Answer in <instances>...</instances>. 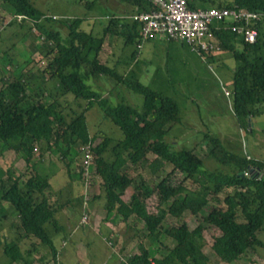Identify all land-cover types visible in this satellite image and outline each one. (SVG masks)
I'll use <instances>...</instances> for the list:
<instances>
[{
    "label": "trees",
    "instance_id": "trees-1",
    "mask_svg": "<svg viewBox=\"0 0 264 264\" xmlns=\"http://www.w3.org/2000/svg\"><path fill=\"white\" fill-rule=\"evenodd\" d=\"M121 2L131 10L149 9V3L145 0ZM197 5L202 8L238 7L264 14V0L189 1L190 8H198ZM0 6L12 15V20H15V15H23L25 18L18 25H26L27 30L34 28L36 37H41V44L47 48L46 64L41 71L31 72L28 69L24 72L17 66L10 79H0L1 148L3 151H13L27 164L35 151L38 153V160L32 166L35 174L26 181V189L19 186L17 178L12 179L7 174L8 187H3L0 197V203H9L17 212L20 236L26 238L30 245V248L22 250L18 240L4 243L0 240L3 254L10 261L30 264L32 257L39 255L41 244L50 247L56 259L53 238L45 227L46 223L56 221V211L60 208L50 182L53 172L37 171L44 167L42 158L55 156L58 163L65 165L70 177L82 180L81 167L73 176L70 174L72 162L68 157L73 146L88 141L92 144L94 175L100 179L107 213L117 207V214L122 220L142 222L151 234H158L159 227L167 219L175 220V223L164 227L174 241L165 254L152 258L151 251L141 246L139 253L127 259L129 264H207L208 257L202 250V230L206 227L220 231L214 236L211 249L221 260L239 259L246 248H264L256 235L264 224V161L228 152L218 138L205 134L203 139L208 156L228 167L231 172L223 174L202 170L203 161L194 151H175L165 140L168 134L166 126L178 122V102L139 80L123 78L115 68L99 62L98 55L106 37L120 35L124 43L133 40L137 43L140 41L139 24L122 14H113L102 25L101 34L95 35L91 29L82 27V18L58 21V18L40 11L30 0H0ZM53 21L65 25V36L50 27ZM254 27L257 38L253 44L239 39V35L231 29H212L220 47L230 52L238 64L233 76L232 95L233 109L239 119L257 115V107L264 105V16ZM239 43L240 47L237 45ZM14 56L17 58V55ZM9 57L13 58L9 55L3 60L5 66L12 64ZM25 62L29 63V59L26 58ZM44 73L53 80L60 96L71 95L76 100L82 99L86 101L85 108L78 114L72 112L67 116L64 105L58 99L44 102L45 87L31 82L39 74L42 75L41 80L45 81ZM102 76L142 94V110L125 103L109 105L89 83ZM93 104H97L119 127L123 133L122 139L103 136L99 141L93 140L84 118V112ZM149 156L154 157L151 164L154 174L167 165L171 166L155 188L158 194L157 212L147 210L146 199L153 191L146 184L144 175H137L136 181L128 175L129 167L147 161ZM52 162L55 164V161ZM188 181L207 192L213 203L202 222L192 229L188 226V220L201 213L208 203L201 192L182 193ZM133 184L134 191L124 201L123 194ZM25 253L31 255V260L25 258ZM47 262L41 260L43 264Z\"/></svg>",
    "mask_w": 264,
    "mask_h": 264
},
{
    "label": "rangeland",
    "instance_id": "rangeland-1",
    "mask_svg": "<svg viewBox=\"0 0 264 264\" xmlns=\"http://www.w3.org/2000/svg\"><path fill=\"white\" fill-rule=\"evenodd\" d=\"M30 1L46 15L58 18V21H70L77 17L82 18V27L87 30L93 29L95 35H97L99 23L104 25L108 17L117 11L120 3L119 0ZM198 6L200 7V5L196 7ZM119 14H123V12ZM12 18V15L0 6V25H2L0 27V75H4L3 77L6 80L11 77L6 70L7 64L5 66V62H3L5 57L10 55L15 58L14 55H17V58L23 59L21 63L24 72H27L28 69L31 72L41 71L47 59V48L42 52L41 49H36L33 46L36 42L38 44L42 43V38L37 39L36 37L37 31L34 28L27 30L26 25L20 27ZM58 21L51 22V25L62 36H65L67 33L66 27ZM211 25L215 26L218 23L213 22ZM21 38H24V41L21 42L24 45L20 46L19 39ZM152 40L154 41L145 42L143 44L144 48H139L134 41L124 43L120 37H110L102 45L99 59L101 62H105L108 67L115 68L123 78L139 80L178 102V122H172L166 126L168 134L165 136V140L172 145L173 149L175 151H179V149L194 151L202 159V170L204 171L230 173L228 167L222 166L213 157L208 156L203 136L209 134L218 138L228 152L239 157L264 161V105L257 107L259 111L257 115L239 119L233 109V95L226 96L224 93L225 90H228L233 94V76L238 65L236 60L228 54L229 52L225 51L228 57H222L221 60L219 56L211 59L208 52L197 53L194 50L192 51L191 47L185 42L169 41L163 36H158ZM13 42H15L14 45H12ZM26 45H30L32 50L28 64L24 62L26 58H29V49L25 50L23 48ZM225 52L222 48L221 53L225 54ZM46 75L47 73H44V76ZM89 83H92L94 89L101 94L102 98L107 100L109 105L125 103L137 110H142L143 95L126 88L122 84H116L110 77L102 76L100 79L90 80ZM60 102L64 105V113H67V116L72 115V112L75 114L80 113L86 105V101L76 100L71 95L60 99ZM84 118L89 135L93 137L94 141L101 140L103 136L114 140L123 138V133L119 127L103 113L97 104H93L84 112ZM80 148L81 145L73 146L68 157V160L72 162L70 171L72 176L73 173L78 172L77 170L82 165L83 158ZM35 155L33 161H37L38 153ZM52 158L47 159L45 156L44 167L37 172H51L52 170L56 175L50 181L58 189L57 199L61 202L68 199L75 201L78 195L74 191L79 192L81 189L82 199L80 198L78 202L84 208L82 213H86L89 220L92 217L97 222L102 221L106 225H109L110 221L116 223V219H110V221L105 219L106 211L103 207L104 198L100 179H92L91 187L84 195L82 180H78L74 176L73 178L70 177L65 165L61 162L58 163L55 156ZM153 159L154 157L149 156L146 162H142L143 166H141L142 164L136 165L139 167L137 171L133 169V166L129 167L128 175L135 181L137 175H144L146 184L153 191V194L146 199L147 210L157 212L158 194L155 188L159 181L171 170V166L167 165L160 170V175H155L151 165ZM19 161L13 151H1L0 148V197L3 187H8V175L12 179L17 178L19 186L25 190L26 181L35 174L34 167L31 168L25 161ZM52 161H55V164ZM58 171H62L63 174ZM92 172L94 173L93 169ZM61 177H63V181ZM135 185H131L125 193L133 192ZM181 191L182 193L201 192L206 196L205 201L208 204H206L203 211L187 222L189 228L192 229L198 222H202L203 216L211 210L213 203L207 192L189 181ZM84 200L88 201L84 202ZM88 202L92 203L91 207L88 206ZM5 204L6 210L0 206V219L5 217L9 222H13L15 216H18L17 212L9 203ZM106 214L109 213L106 212ZM79 219L78 217L77 224L72 223V228H76L72 234H69L70 231L68 230L71 223L67 225L64 222L59 231L52 229V223H46L45 225L48 233L53 238L57 254H60L61 260L58 259L60 264L61 261L63 264H110L114 258L117 261V258H127L129 255L140 252L141 246L151 251L152 258H159L165 254L168 247L174 244L173 238L164 230V227L175 223L173 218L167 219L159 227L158 234L149 233L146 226L139 222V225H136V233H140V237L137 236L139 238H136L135 234H129L132 229H128L126 234H124L123 228L118 229V231L115 230L118 233L117 237L115 232H108L109 229L106 226L98 225V227L92 228L89 226V222L82 226L78 223ZM118 222L120 221L118 220ZM116 225H114V229H117ZM219 232L218 229L213 227H206L202 230V250L208 257L207 264H264V248L259 246L254 249L246 248L239 259L221 260L218 258L213 253L211 244L214 236ZM256 235L264 245V224L262 228L256 231ZM64 238L65 245L61 247ZM40 246L39 249L44 247L43 252L45 253L39 251L41 256H36L31 262L36 264L44 259L50 263L56 262L53 250L42 244ZM115 247L120 251L118 257L114 255ZM27 248H30L29 243H23L22 249ZM118 261V264H121L120 259Z\"/></svg>",
    "mask_w": 264,
    "mask_h": 264
},
{
    "label": "built area",
    "instance_id": "built-area-1",
    "mask_svg": "<svg viewBox=\"0 0 264 264\" xmlns=\"http://www.w3.org/2000/svg\"><path fill=\"white\" fill-rule=\"evenodd\" d=\"M149 3V9L134 8L127 14V18L140 26V41L137 46L141 47L145 41L158 36L167 40H177L187 43L197 53H213L220 50V46L213 40L211 23L217 22L222 28L231 29L239 35L245 43L253 44L257 38L255 23L260 21L264 14L250 11L244 8L230 7H198L190 8V0H145ZM23 15H15L17 24H21ZM53 18H55L53 16ZM226 96L232 93L224 91ZM83 158L82 180L84 195L91 187L92 179L99 178L92 172L94 168V153L90 141L81 145ZM244 175H247L246 173ZM96 176V177H95ZM88 200H84L86 202ZM88 222L87 214H83L80 224ZM127 258H120L121 264H129ZM155 264V263H153Z\"/></svg>",
    "mask_w": 264,
    "mask_h": 264
},
{
    "label": "crops",
    "instance_id": "crops-1",
    "mask_svg": "<svg viewBox=\"0 0 264 264\" xmlns=\"http://www.w3.org/2000/svg\"><path fill=\"white\" fill-rule=\"evenodd\" d=\"M119 5H118V7H117V11L114 13V14H117V15H120L119 13H122L123 12V14L121 15V16H127V14H128V11L130 12L131 11V9L132 8H130L127 4H125V3H123V2H121V0H119ZM122 3V4H121ZM123 9H122V8ZM119 9H122V10H119ZM113 15V14H112ZM50 26H52L51 25V23H50ZM53 27V26H52ZM51 27V28H52ZM102 28H103V26L101 25V23H99V27H98V29H97V32H96V34L98 35V34H101V31H102ZM215 29V30H217V29H219V28H221L220 27V24L218 23V25H215V26H212L211 25V34H212V37H213V40L215 41V42H217L218 43V40L216 39V37H215V34H214V32H213V30L212 29ZM224 29H226V28H224ZM92 31H93V29H92ZM110 37H120L121 38V36L120 35H118V36H115V35H113V36H108V37H106L105 38V40H104V42H103V45H104V43H105V41L108 39V38H110ZM165 38V37H164ZM241 37H239V39H240ZM38 39V38H37ZM135 39H136V37H135ZM167 39V38H166ZM19 41H20V46L21 45H24V44H22L21 42L22 41H24V38H21V39H19ZM123 41V40H122ZM134 41V40H133ZM148 41H154V40H152V39H150V40H148ZM169 41H177V40H169ZM135 42V41H134ZM145 42H147V41H145ZM144 42V43H145ZM178 42H180V41H178ZM14 43L15 42H13L12 43V45H14ZM143 43V44H144ZM143 44H142V46L141 47H139V46H137V47H139V48H144L143 47ZM187 44V43H186ZM188 45V44H187ZM239 47H240V43L239 44H237ZM36 49L38 48L39 50L41 49L42 50V52L43 51H45V49H46V47H43V45L42 44H38L37 42H36V44H34L33 45ZM220 46V45H219ZM103 47V46H102ZM25 50H27V49H29V58H27V59H29L30 60V55L32 54L31 52H32V50H31V47H30V45H26L25 47H23ZM221 50H222V48L220 47V50L219 51H216V52H213V53H209V56H210V58L211 59H213V58H216V57H218L219 56V58H220V60H221V58L222 57H228V55H226V52H225V50H224V52H225V54H223V53H221ZM193 51V50H192ZM228 54H230L232 57H233V55L229 52ZM101 56V53L99 52V55H98V59H99V57ZM219 58H217V59H219ZM234 58V57H233ZM9 59H12V64L11 65H9V66H7V68H6V70H7V72H8V74H9V76L11 77V76H13V73L15 72V69L17 68V66H20L21 67V69H22V63L21 62H23V59H21V58H17L18 60H14V57L13 58H11V57H9ZM24 62H25V60H24ZM99 62L100 63H102V64H106L105 62H101V60L99 59ZM18 64V65H17ZM21 64V65H20ZM28 64V63H27ZM44 66V65H43ZM10 70V71H9ZM4 75H0V79H5V77H3ZM39 77H37V78H35V79H31V82L32 83H34V82H37L38 84H40V85H42V86H44L45 87V97H44V102H52L53 100H54V98H56V99H58L59 101H60V99H63L64 97H67V96H60V93L58 92V90L56 89V88H54V83H53V80L52 79H48V77H50V76H48V74L46 75V76H44L45 77V81H42L41 80V77H42V75L40 74V75H38ZM101 78V77H100ZM100 78H98V79H100ZM6 80V79H5ZM116 82V81H115ZM0 148H1V146H0ZM1 151H3V149L1 148ZM37 153V151H35V154ZM17 157H18V159L20 160L19 162H22V161H24L23 160V158L21 157V156H18V155H16ZM34 156H36V155H34ZM248 159H249V157H247ZM33 159V158H32ZM31 159V161H30V163L28 164V165H30L31 166V168H33L32 166L37 162V161H33ZM251 159V158H250ZM37 160H38V157H37ZM45 157L44 158H42V164H45ZM154 160V159H153ZM254 160H257V159H254ZM146 162V161H145ZM27 164V163H26ZM142 164V165H141ZM139 165H141V166H143V163H140ZM137 168H139V167H137V166H134L133 167V169L135 170V171H137ZM59 173H61V174H63V172L62 171H58ZM53 174V175H52ZM51 174V178H53V177H55L56 175L54 174V173H52ZM34 175V174H33ZM155 175H160V170H158V172H156V174ZM51 178H50V180H51ZM15 179V178H14ZM61 180L63 181V177H61ZM61 181V182H62ZM78 181V180H77ZM51 182V181H50ZM79 182V181H78ZM52 185V184H51ZM53 186V185H52ZM82 186H83V184H82ZM53 189L55 190V198H57L58 197V189H57V187H54L53 186ZM126 192V191H125ZM74 193L76 194V195H78V196H76V200L74 201V200H71V199H68L67 201H63V202H61L59 199H58V203H59V205H60V208H59V210L58 211H56V221L55 222H53L52 223V229L53 230H55V231H59L62 227H63V223L65 222L67 225L68 224H70L71 223V227H69L68 228V230L70 231V233L69 234H72L73 232H75V229L76 228H72V223H75V224H77V218L79 217L80 219H79V221H78V223L80 224V221H81V217H82V215L84 214V213H82L83 212V210H84V208H82L81 207V204L78 202V201H80V198H81V189H80V191L79 192H75L74 191ZM132 194V192H130L129 194H126V193H124V195L122 196V199L124 200V201H126V200H128L129 199V196ZM57 196V197H56ZM72 199H73V197H72ZM82 199V198H81ZM91 202H88V206H90L91 207ZM104 205H105V203H104ZM104 205H103V207H104ZM0 206H2L3 207V209L4 210H6V204H5V202H2V203H0ZM105 211V210H104ZM93 216V215H92ZM117 216V217H116ZM92 218V217H91ZM90 218V220H89V218H88V222H89V226L90 227H92V228H94V227H98V225L99 226H106L109 230H108V232H112V233H116V235H117V237H118V233L115 231V230H117L118 231V229H120V228H123V232H124V234H126L127 233V231H128V229H132V232L131 233H129L130 235H132V234H135V237L136 238H139L140 237V233H136V225H139V222H132L131 220H127V221H125V220H122V217H120L118 214H117V207L111 212V213H109V214H106V212H105V219L107 220V221H110V219H116L117 221H116V223H113L114 221H110L109 223V225H106L105 223H103L102 221H99V222H97L95 219H91ZM118 220L120 221V222H118ZM18 224H19V220H18V216H15V220H13V222H9L5 217L3 218V219H0V240L4 243L5 241L7 242V241H12V240H18L19 241V245H20V247H21V249H22V245H23V243H29V241L28 240H26V238H21V236H20V231L18 230V228H17V226H18ZM117 224V225H116ZM81 225V224H80ZM114 225H116L117 226V229H114ZM120 225H122V226H120ZM83 226V225H82ZM119 226V227H118ZM137 236H139V237H137ZM31 242H32V240H31ZM30 242V243H31ZM62 245H65V238H64V240H63V242H62V244H61V247H63ZM41 247V246H40ZM43 249H44V247H42ZM43 249H40V251H42V253H45V252H43ZM23 250V249H22ZM76 250L77 251H79V249L78 248H76ZM58 253V252H57ZM136 253H139V252H136ZM120 254V251L118 250V248H116L115 247V254L114 255H117V257L118 256H120L119 255ZM39 255L41 256V253H39ZM114 255H113V257H114ZM36 256H38V254L37 255H34V257H32V259H34V258H36ZM31 257V255H27V253H25V258H27V259H31L30 258ZM61 260L60 259V254H57V257H56V262L54 261V262H52V263H50V262H47V263H45V264H60V261L59 260ZM118 260L120 259V258H117ZM45 261H47L46 259H44ZM115 261V258H114V260H112L111 262L112 263H110V264H115V262H117V264H118V262L119 261ZM59 262V263H58ZM33 262H31L30 264H32ZM0 264H24L22 261H10L4 254H3V251H2V248H1V251H0ZM34 264V263H33ZM36 264H43V263H41V261H38ZM61 264H63L62 263V261H61ZM79 264V263H78Z\"/></svg>",
    "mask_w": 264,
    "mask_h": 264
}]
</instances>
